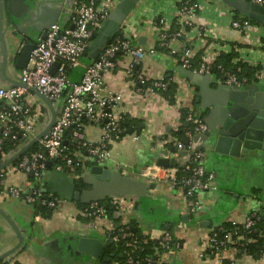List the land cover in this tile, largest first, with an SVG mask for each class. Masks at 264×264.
<instances>
[{
    "label": "built area",
    "instance_id": "obj_1",
    "mask_svg": "<svg viewBox=\"0 0 264 264\" xmlns=\"http://www.w3.org/2000/svg\"><path fill=\"white\" fill-rule=\"evenodd\" d=\"M249 1L264 6V0ZM116 2V0H74L69 12L71 26L63 28L58 23H53L45 36H40L35 41L26 67L20 69L18 74L19 81L25 86L0 88V162L35 138L44 123L45 108L28 87L35 88L47 97L56 110V117L49 131L37 140L33 148L31 147L15 163L0 173V177L4 180L14 172L24 175L32 173L31 192L7 184L0 187L1 198L8 196L23 198L32 206L38 201L54 209V212H60L61 205L68 199L61 194L42 192L47 175L51 171L61 173L71 180H78L90 168L80 169V163L86 162L109 168L111 148L116 143L126 136H131L136 141L141 139V133L131 135L126 132V127L123 125L127 116L120 106L122 94L105 91L103 88L104 73L114 69L115 57L122 53L129 57L125 74L132 82L140 84V89L144 90L143 85L147 82H150L146 88L148 91L166 89L165 77L150 79L139 70L138 66L145 55V50L133 44L132 34L127 35L122 29V36L117 35L109 40L97 59L84 65V71L78 81L72 80L69 75L73 69L82 66L81 56L87 50L91 36L102 25ZM223 6L229 11L228 22L231 28L239 32L247 44H251L252 41L257 44V48L262 51L264 61V28L244 16L234 15L227 6ZM174 7L170 14L162 12L158 15L157 46L168 51L177 59L180 66L186 69L212 76L215 81H222L235 89L247 86L249 82L247 83L245 77L240 78L236 71L228 70L221 65L217 66L219 74L214 73L215 61L221 53H235L233 63L241 62L256 68L258 62L250 58H242L238 54L239 44L225 43L216 37L213 38V35L203 34L200 28H196L195 20L203 9L199 0H178ZM190 31H195L196 36L201 39L200 44H191L193 36L192 34H190L192 37L189 36ZM183 37L185 38L183 45L171 46L172 41ZM22 47L23 45L19 50ZM198 53L199 64L195 69H191ZM56 63L58 65L54 73H51ZM255 75L264 76V67ZM170 79L174 82L172 76ZM188 85L187 90L190 93V86L193 85L190 81ZM179 89L180 87L177 90L176 85L175 99L177 91L178 93L181 91ZM180 96H183V99L176 100L173 104L176 105L179 116L171 126V132L152 142L153 161L141 167L136 173V178L127 175V169L123 165L116 164L114 168L123 175L147 185L154 183L155 186L161 187L165 183L169 190L176 193V196L182 199L184 197L182 213L191 216L195 225H199L202 214L207 208L200 195L218 193L219 188L215 173L207 170L204 163V155L210 146L199 139L194 140V136L208 131L206 117L197 111L192 103L185 100L188 94L181 93ZM183 122L187 123L189 128L185 131V138L189 140L187 144L174 134L175 131L183 128ZM88 124L102 129L98 142L90 141L86 137L84 128ZM68 130L70 132L67 137ZM198 145L202 146L200 150H196ZM171 147H175L176 151L171 152L169 150ZM161 150H167V153L162 154ZM179 152L184 154L178 155ZM158 157L175 159L177 165L158 166L156 164ZM47 162L51 163L49 167ZM137 199L139 198L134 195H112L102 202L87 203L83 208L77 209L74 217L73 215L70 217L71 219L80 217L79 220H84L85 227L102 232L106 241L127 240L126 246L130 249L128 252H123L127 257L126 260L113 264L142 262L166 264L182 248L183 235L162 229L156 237L155 232L147 231L142 233V238H138L131 230L133 227L131 214ZM105 205L112 207L113 215L117 217L115 222L106 211ZM260 219H264V210L256 208L243 220L231 219L229 223L233 226V231L224 235L220 234V230H223L221 225L205 228L198 238V257L208 264H237L238 253H242L239 247L255 243L257 240L246 235L258 231V236L264 239V233L257 229ZM149 240H156L151 257L130 256L131 252L139 248V244H146ZM0 264H15V260L6 258L0 261Z\"/></svg>",
    "mask_w": 264,
    "mask_h": 264
},
{
    "label": "crops",
    "instance_id": "obj_2",
    "mask_svg": "<svg viewBox=\"0 0 264 264\" xmlns=\"http://www.w3.org/2000/svg\"><path fill=\"white\" fill-rule=\"evenodd\" d=\"M177 1L144 0L133 10L122 29L127 35L132 34L131 39L135 46H141L145 50V55L138 66L139 70L150 79L172 76L177 90L178 87L181 90L179 93L177 91L176 100L183 99L181 93L188 94L185 100L192 103L197 111L206 117L207 105L217 104L224 99L221 90L215 84L209 85L204 82L201 88L190 86L189 93L187 90L189 80L179 74L177 68L180 64L177 59L157 46L158 15L162 12L170 14ZM199 1L203 9L195 20L196 28H200L203 34L213 35V38L216 37L225 43L239 44L238 54L244 59L250 58L258 62L256 67L258 70L263 68L261 49L257 48L258 45L253 41L247 44L242 35L231 28L227 8L217 0ZM73 2L74 0H4L6 26L10 22V27L16 31L17 36L11 41L17 43L19 49L26 43H34L50 29L53 23H58L63 28L70 27L69 12ZM190 34L193 36L192 45L201 43L195 31H190L189 36ZM7 36L10 34L7 33ZM141 36L146 37L145 44H140ZM184 40V37L176 39L171 42V46L179 47L185 43ZM11 41L8 40L10 45H13ZM1 51L0 43V88L7 86L10 83L9 79H17L19 74L13 64H8L5 69L7 78L3 76ZM91 61L92 59L83 55L82 66L69 73L71 79L78 81L84 71V65ZM128 62L129 57L122 53L115 57L114 69L103 75V88L105 91L122 94L120 106L126 116L133 120L135 127L140 129L141 139L136 141L131 136H126L116 143L111 148L108 169L116 171L114 166L120 164L127 169V175L136 178L137 171L153 161L151 148L153 140L171 132V126L177 121L179 111L176 105L169 104L160 93L140 89V84L127 78L125 69ZM248 85H257L254 91H258V96L264 101V76L254 75ZM198 90L202 95L196 101L197 97L193 94ZM44 117H46L45 112ZM84 129L90 141H99L102 135L100 127L88 124ZM134 133L137 132L129 131L131 135ZM204 163L207 170L215 173L219 190L218 193L200 195L207 208L202 214L199 225H195L189 215L188 221L182 219V215H185L181 211L182 205L184 208V197L182 199L176 196V193L169 190L165 183L161 187L155 186L145 197L137 199L138 204L131 214L141 233L165 229L183 235L182 248L166 264H208L198 257L197 252L198 238L205 228L223 226L231 219L243 220L250 211L256 208L264 209V157L238 162L230 156H222L211 148L204 155ZM4 184L18 186L26 192L32 190L31 177L27 174L11 173L4 180ZM0 208L16 224L22 236L20 247L6 258H13L20 264H113L99 261L100 257L97 259L77 252L76 240L81 235L99 238L105 245L107 241L102 232L85 227L84 220L71 219L70 216L74 217L78 207L70 200L62 204L60 212L55 211L50 218L35 215L33 206L23 198L0 197ZM116 218L115 215L111 217L114 222ZM203 221L209 222V225L201 226L200 223ZM18 243L19 237L15 230L0 215V255ZM237 260V264H264V250L257 259L243 252L238 253Z\"/></svg>",
    "mask_w": 264,
    "mask_h": 264
},
{
    "label": "water",
    "instance_id": "obj_3",
    "mask_svg": "<svg viewBox=\"0 0 264 264\" xmlns=\"http://www.w3.org/2000/svg\"><path fill=\"white\" fill-rule=\"evenodd\" d=\"M64 1V0H63ZM115 6L109 12L98 30L91 36V40L87 50L83 55L95 60L99 56L102 48L109 40L117 35L123 34V26L125 21L131 15L133 10L144 0H116ZM227 6L231 11L237 12L239 15L246 17L250 21L264 28V6L250 2L249 0H217ZM8 25V24H7ZM11 23L6 26L4 20V0H0V43L2 48V73L5 78V69L8 64H13L16 70L26 67L34 43H26L19 50L17 43H13L16 36V31L10 27ZM7 33L10 36H7ZM46 34V33H45ZM45 34L43 36H45ZM146 37L139 38L140 44H145ZM10 40L13 45L8 42ZM57 63L51 70L57 67ZM178 72L186 77L193 86L200 87L206 82L209 85L215 84L223 93L224 99L217 104H208L206 109V123L208 131L204 134L194 136V140L199 139L201 142H206L207 145L222 156H230L238 162H244L253 158L264 157V101L258 96V91H254L257 85H247L241 89H235L225 85L222 81H215L212 76L201 75L190 69L178 66ZM210 78V79H208ZM208 79V80H207ZM10 83L7 86H25L17 79H9ZM5 86V87H7ZM28 89L39 99L45 108L46 117L43 125L37 136L24 144L21 149H16L7 159L0 162V171L14 163L20 156L27 152L39 138L46 134L54 123L56 110L52 102L42 95L35 88ZM197 99L201 97V91L194 93ZM187 125V123H185ZM130 131V130H129ZM188 139H184V143H188ZM201 145H198L196 150H200ZM171 152H175L176 148L171 147ZM162 154H166L167 150H161ZM184 152H179L182 155ZM158 166H175V159L158 157L156 159ZM51 165L47 162V166ZM32 177V173L27 174ZM86 183L91 185L90 189L79 190L75 187L73 181L61 173L51 171L47 177L45 186L42 192H53L62 194L66 198L73 199L76 202L87 204L93 201H104L112 195L117 196H136L138 198L145 197L147 193L155 187L154 183L145 184L137 179L123 175L121 172L112 171L98 165H92L83 175ZM138 204L135 202V206ZM0 215L13 227L19 237V243L0 255V261L11 255L17 250L22 242V236L17 229L16 224L6 215L0 208ZM182 219L189 220L187 214L182 215ZM201 226L207 227L209 222H201ZM133 231L137 227H131ZM111 242V240L109 241ZM105 243L96 237L81 235L76 240L77 252L89 255L93 258H99L103 252Z\"/></svg>",
    "mask_w": 264,
    "mask_h": 264
},
{
    "label": "trees",
    "instance_id": "obj_4",
    "mask_svg": "<svg viewBox=\"0 0 264 264\" xmlns=\"http://www.w3.org/2000/svg\"><path fill=\"white\" fill-rule=\"evenodd\" d=\"M234 15L239 16L237 12H234ZM253 22V21H251ZM122 36V35H121ZM83 56V55H82ZM81 56V57H82ZM199 56L200 54L198 53L193 62H192V67L191 69H195L198 64H199ZM236 56L235 53H221L220 56L217 58L215 61V64L213 66V72L216 74H219V70L217 69L218 65H221L222 67L236 71V74L238 77H245L247 79V83L254 77V75L257 73L258 69L249 67L245 63H233L232 59ZM165 81H167V86L165 90H160V89H155L156 92L160 93L165 100L171 105H173L176 101L175 99V92H176V84L174 82H171L170 77L165 76ZM150 85V82H147L143 85V88L146 89ZM182 114H185V111H182ZM123 125L126 127V132L128 133L129 130L131 132H137L139 133L140 129L138 130V127H135V124L132 119H129L128 117H125V120L123 121ZM183 128L178 129V131H175L174 134L178 136L183 142L185 138V131L188 130V125H186L183 122ZM72 129V127L70 128ZM69 130L67 131V137L69 136ZM33 148V147H32ZM8 150V149H7ZM84 156V154H83ZM15 163V162H14ZM92 164L89 165V163L82 162L79 165V168L82 169V167H90ZM84 169V168H83ZM86 169V168H85ZM5 170L0 171L4 172ZM65 176V175H64ZM67 177V176H66ZM32 179V177H31ZM73 183L75 184V187L79 190H87L91 188V185L86 183L84 177H81L78 180H72ZM4 184V179L0 177V187H3ZM71 202L75 203L78 208H83L87 204H82L80 202H75L72 199H68ZM102 202V201H101ZM106 211L113 217V209L112 207L105 205ZM33 210L35 215H39L44 218H50L54 214V209L48 207L45 204H42L41 202L36 201L33 205ZM264 210V209H262ZM78 219H81L78 217ZM133 227H137L136 222L132 221L131 223ZM257 229L262 231L264 233V219H260L257 223ZM132 230V228H131ZM233 231V226L230 223H224L223 224V230H220V234L224 235L228 232ZM132 232L137 235L138 238H142L143 235L142 233L138 230ZM160 234V231H157L154 233V236H158ZM253 237L256 240L255 243H249V244H244L243 247H239L240 252H246L248 255L252 256L253 258L257 259L261 256L263 250H264V239L258 236V231H254L250 235H246ZM154 237V238H155ZM156 239V238H155ZM110 240L107 241L103 252L99 258V261L101 262H108V263H114V262H124L126 260V255L123 253L124 251L128 252L130 248L126 246V239H120L119 241H112L109 242ZM156 244V240H149L146 244H139V248H137L133 253H130V256H135L139 258H145V257H151L153 252H154V245ZM15 264H20L18 261H15ZM141 264H146L145 262H142Z\"/></svg>",
    "mask_w": 264,
    "mask_h": 264
}]
</instances>
